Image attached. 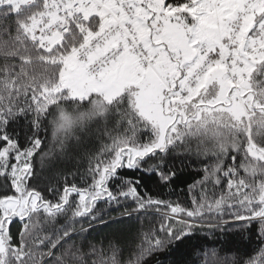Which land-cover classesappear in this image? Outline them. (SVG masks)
Segmentation results:
<instances>
[{
	"label": "snow or ice",
	"instance_id": "1",
	"mask_svg": "<svg viewBox=\"0 0 264 264\" xmlns=\"http://www.w3.org/2000/svg\"><path fill=\"white\" fill-rule=\"evenodd\" d=\"M0 264H264V0H0Z\"/></svg>",
	"mask_w": 264,
	"mask_h": 264
},
{
	"label": "trees",
	"instance_id": "2",
	"mask_svg": "<svg viewBox=\"0 0 264 264\" xmlns=\"http://www.w3.org/2000/svg\"><path fill=\"white\" fill-rule=\"evenodd\" d=\"M37 167H38V165H37ZM44 175H47V173H44ZM187 182H188V183H191V179H188ZM42 186H43V185H42ZM181 187H184V185H178V187H177V191H179V189H180ZM175 198H176L175 196L172 197V199H175Z\"/></svg>",
	"mask_w": 264,
	"mask_h": 264
}]
</instances>
